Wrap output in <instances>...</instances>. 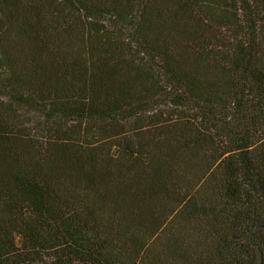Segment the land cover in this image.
<instances>
[{"label": "trees", "instance_id": "trees-1", "mask_svg": "<svg viewBox=\"0 0 264 264\" xmlns=\"http://www.w3.org/2000/svg\"><path fill=\"white\" fill-rule=\"evenodd\" d=\"M0 264H264V0H0Z\"/></svg>", "mask_w": 264, "mask_h": 264}]
</instances>
